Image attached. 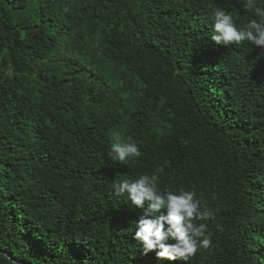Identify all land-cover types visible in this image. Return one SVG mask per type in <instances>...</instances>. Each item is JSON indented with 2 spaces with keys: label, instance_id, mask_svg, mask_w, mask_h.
Segmentation results:
<instances>
[{
  "label": "trees",
  "instance_id": "obj_1",
  "mask_svg": "<svg viewBox=\"0 0 264 264\" xmlns=\"http://www.w3.org/2000/svg\"><path fill=\"white\" fill-rule=\"evenodd\" d=\"M260 6L0 0V264H264V49L211 39ZM114 133L142 155L113 161ZM153 173L212 213L187 261L145 255L113 191Z\"/></svg>",
  "mask_w": 264,
  "mask_h": 264
},
{
  "label": "clouds",
  "instance_id": "obj_2",
  "mask_svg": "<svg viewBox=\"0 0 264 264\" xmlns=\"http://www.w3.org/2000/svg\"><path fill=\"white\" fill-rule=\"evenodd\" d=\"M255 8L258 19H251L247 25L238 27L233 17L224 9L214 10L212 41L217 45L250 44L264 49V0ZM142 155L132 137L121 139L113 134L109 156L113 161L125 162L128 158ZM161 171V170H157ZM159 176L140 175L136 179H123L112 185L115 195L126 194L127 199L141 214L135 223L134 239L139 242L143 253L155 251L157 259L187 261L200 249L212 246L211 233L204 223L196 224L194 219H206L212 213L202 205L193 190H161Z\"/></svg>",
  "mask_w": 264,
  "mask_h": 264
},
{
  "label": "bare ground",
  "instance_id": "obj_3",
  "mask_svg": "<svg viewBox=\"0 0 264 264\" xmlns=\"http://www.w3.org/2000/svg\"><path fill=\"white\" fill-rule=\"evenodd\" d=\"M180 13V12H179ZM20 15V14H19ZM45 21V20H44ZM59 80V79H58ZM54 94V93H53ZM51 102V101H50ZM56 113V112H55ZM40 123V122H39ZM61 124V123H60ZM81 127V126H80ZM65 130V129H64ZM42 131V130H41ZM84 133V132H83ZM67 140V139H66ZM69 145V144H68ZM65 148V147H64ZM76 149V148H75ZM79 153V152H78ZM77 162V161H76ZM100 162V161H99ZM130 162V161H129ZM105 185V184H104ZM76 190V189H75ZM100 192V191H99Z\"/></svg>",
  "mask_w": 264,
  "mask_h": 264
}]
</instances>
